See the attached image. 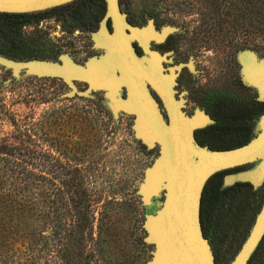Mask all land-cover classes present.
Returning a JSON list of instances; mask_svg holds the SVG:
<instances>
[{"label":"rangeland","instance_id":"rangeland-1","mask_svg":"<svg viewBox=\"0 0 264 264\" xmlns=\"http://www.w3.org/2000/svg\"><path fill=\"white\" fill-rule=\"evenodd\" d=\"M123 2L130 4L138 25H145L148 16L154 14L176 32L178 57L194 64L184 77L191 88L185 108L188 114L197 107L217 113L224 106L230 105L231 110L235 107L231 105L262 101L259 89L248 81L255 78L254 73H244L246 65L252 64L256 70L264 65V4L260 1ZM94 26L70 25L58 14L33 18L21 28L18 39L8 42L0 36V45L15 51L19 55L15 59L52 60L68 54L84 64L101 51L92 47ZM183 86L181 91L187 87L184 82ZM68 92L51 77H38L25 70L16 77L11 68L0 64V140L35 147L39 156L35 170L45 176L48 171L62 170L59 163L66 166L78 157L75 161L97 177L92 184L103 190L98 207L117 212L113 233L97 254L100 264H148L154 245L147 243L143 224L145 215L160 207L163 195L147 207L137 190L145 168L158 155V146L148 148L136 135L134 116L124 111L115 116L107 97H69ZM260 116L255 124L251 121L253 135ZM239 139L240 134H230V142ZM249 184L242 190H231L207 223L210 243L221 264H231L235 259L264 203V181L257 186ZM24 250L22 262L30 253ZM48 253L35 251L34 256L45 260ZM13 259L11 256L9 264Z\"/></svg>","mask_w":264,"mask_h":264},{"label":"water","instance_id":"water-1","mask_svg":"<svg viewBox=\"0 0 264 264\" xmlns=\"http://www.w3.org/2000/svg\"><path fill=\"white\" fill-rule=\"evenodd\" d=\"M74 1L0 0V13H34ZM105 2V15L98 29L91 33L94 47L103 51L90 56L84 64L75 62L68 54L60 55L62 62L20 60L0 54V64L11 68L16 77L22 70L38 77H59L69 86V97H91L93 91L105 90L115 116L119 111L133 115L137 137L150 149L158 146V155L145 168L137 193L147 207L163 195L160 207L147 213L143 224L147 243L154 245L148 264H218L201 221L203 192L213 175L227 170L236 172L225 175L226 186L237 181L257 186L264 181V113L257 123L256 134L242 145L213 149L200 144L196 131L212 124L214 119L200 107L188 114L186 91L176 96L183 64L166 72L165 55L150 47L153 34L149 28L131 24L120 0ZM170 30L166 27L161 36L154 37L159 40ZM134 42L143 48V55L137 53ZM250 72L255 78L248 81L256 85L263 101L264 65L261 70L246 65L245 75ZM75 80L88 82L89 88L79 91ZM152 90L162 99L165 111ZM254 162H257L254 167L238 170ZM263 238L264 203L231 264H248Z\"/></svg>","mask_w":264,"mask_h":264},{"label":"trees","instance_id":"trees-1","mask_svg":"<svg viewBox=\"0 0 264 264\" xmlns=\"http://www.w3.org/2000/svg\"><path fill=\"white\" fill-rule=\"evenodd\" d=\"M246 1L264 4V0ZM99 2L101 0H76L34 13H0V36L4 41L11 42L19 38L21 28L31 19L55 14L63 16L70 25L94 26L101 13ZM8 48L7 45H0V54L19 57ZM249 105L231 106L249 110ZM251 124L235 129L241 139L231 141L230 147L215 149L236 147L249 141L254 136V125ZM31 146L0 140V264H9L11 256L13 264H100L97 254L102 252L103 241L113 233L117 212L114 208L98 207L103 190L92 184L93 177H97L75 161L79 160L78 157L66 166L59 163L62 170L57 173L48 171V176L42 175L35 170L39 165V156L35 147ZM224 173L213 175L203 192L201 221L208 238L207 223L223 199L231 190L250 186L249 182L240 181L224 186ZM24 248L30 253L28 257H23L22 262ZM45 250L49 252L47 259L34 256L35 251ZM263 251L264 238L248 264H264L262 257L260 259ZM216 262L221 264L217 255Z\"/></svg>","mask_w":264,"mask_h":264},{"label":"flooded vegetation","instance_id":"flooded-vegetation-1","mask_svg":"<svg viewBox=\"0 0 264 264\" xmlns=\"http://www.w3.org/2000/svg\"><path fill=\"white\" fill-rule=\"evenodd\" d=\"M101 13L95 20V26L93 30H97L99 27V22L105 15L106 11V2L105 0H101ZM120 5L123 11L127 14V19L132 24H137V26L140 27H148L149 32L153 34V37L150 39V47L153 50H156L160 52L161 54L165 55V60L163 61V65L165 67L166 72H170V68L174 67L179 64H183L181 70L179 71V76L177 78V94L176 96L179 97V94L183 91H186L185 97L187 98V103L190 99L189 95L191 93V88L189 87L188 79L185 77V72L188 69H191V67L194 65L192 61L190 60H184L177 54V47L179 45L180 40L176 38V32L170 30L166 36L163 38L157 40L154 36L159 37L164 32L165 28L168 27L167 25H163L164 23L160 21V19L153 15L148 16L146 19L147 23L145 25L139 24L137 21V17L135 16L133 10L130 7V4L123 2V0H120ZM152 19V23L150 24L149 20ZM109 26H111V22L109 21ZM170 28V27H169ZM171 29V28H170ZM92 39V37H91ZM93 41V40H92ZM134 46L136 48V51L139 55L144 54L143 48L139 45L138 42H134ZM92 47L94 48V42H92ZM103 50H101L99 53H101ZM98 53V54H99ZM93 56V55H92ZM52 60L62 62L58 57L53 58ZM85 63V61H84ZM53 81L56 82V84L59 86H63L68 91H70L69 86L59 77H51ZM183 82L186 84V89L180 90L183 86ZM75 84L77 86V89L79 91H84L89 88V83L84 80H75ZM153 94L157 98L160 107L163 111H165L162 99L157 95L155 91H153ZM93 95H102L106 97L105 90H97L92 92ZM123 96H125V91L123 89L122 91ZM251 109L246 110L245 107L241 108H234L230 110L229 106H224L221 109H217V113H212L206 109V111L210 114V116L214 119V122L205 128L199 129L196 131V139L200 144L209 146L210 148H223V147H230V134H234L236 131V128L239 127H247L251 124V121L254 122L258 117V115H261L264 113V101H257V103L250 104ZM194 110L192 111V113ZM190 113V114H192ZM231 129V133H230ZM250 140V139H249ZM227 173H230V170L225 171V173L222 176V183L224 186L225 183V175ZM230 186V185H229ZM203 225V224H202ZM204 230V228H203ZM205 233V232H204Z\"/></svg>","mask_w":264,"mask_h":264}]
</instances>
